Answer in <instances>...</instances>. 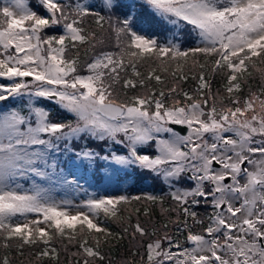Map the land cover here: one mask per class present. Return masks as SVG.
Returning <instances> with one entry per match:
<instances>
[{"label": "snow or ice", "instance_id": "snow-or-ice-1", "mask_svg": "<svg viewBox=\"0 0 264 264\" xmlns=\"http://www.w3.org/2000/svg\"><path fill=\"white\" fill-rule=\"evenodd\" d=\"M38 3L48 15L32 11L27 0H13L12 7L0 9V78L11 81L0 84V102L26 96L29 105L27 113L16 108L0 112V264H13L16 256L21 258L18 264H24L26 252L32 258L28 264H41L45 258L58 264L60 251L53 241L63 238L76 241L74 264H103V246L117 234L100 223L101 214L123 224L131 215H120L121 204L144 200L163 205L164 197L151 195L93 197L69 211L70 201L57 202L35 183V178L53 176L67 185L76 183L50 161L51 154L61 152V144L72 154V163L94 175L104 168L138 167L167 183L173 207H161V214L174 212L176 219L162 224L163 235L157 237L155 226L149 230L139 220L132 226L133 240L149 237L142 244L143 264H264V83L257 91L249 86L244 97L232 95L252 77L249 68L259 71L264 81V70L256 67L257 60L264 63V0H132L129 5L103 0L110 13L128 10L114 23L108 17L117 51L94 53L86 74L78 71L80 47L95 49L103 43L86 18L93 17L95 26L103 28L105 17L77 0ZM138 9L173 26V38L160 44L136 31ZM51 27L62 28V34L41 35ZM182 29L198 40L196 46L182 50ZM144 65L146 72L141 70ZM208 68L213 75H223L225 97L211 95ZM190 77L198 81L199 99L180 89ZM121 81L123 89L143 91L120 101L115 86ZM40 98L58 104L75 122H51L49 111L35 106ZM169 125H186L188 135ZM161 133L170 138L158 139ZM85 137L120 145L126 154L108 152L107 144L99 151L68 147ZM153 141L158 155L140 151ZM21 178L33 179L30 194L17 190ZM181 179L195 186L176 187ZM202 203L212 208L206 218H198L193 210ZM134 211L140 213L139 208ZM143 215L149 217L150 209ZM189 219L201 226L200 232L192 231ZM170 223L180 226L177 231L187 230L190 247L173 239L167 231ZM122 230L128 233L127 226Z\"/></svg>", "mask_w": 264, "mask_h": 264}, {"label": "trees", "instance_id": "trees-1", "mask_svg": "<svg viewBox=\"0 0 264 264\" xmlns=\"http://www.w3.org/2000/svg\"><path fill=\"white\" fill-rule=\"evenodd\" d=\"M61 3H72L73 0H60ZM78 2V0H77ZM120 3L125 4V5H129L132 3V0H119ZM90 6H92L94 12L103 15L105 17V23H104V27L103 28H98L95 26L94 24V18L91 17L89 19H86V24L91 27V28H96V32H97V37L98 39L101 40V38L103 39L104 34L106 33L107 30H109V37H107L108 40V44L107 47L105 48L104 51H117L116 47H115V43H116V34L114 31L109 29L108 26V17L111 16L113 23L115 22V20L117 19V17L119 18H123V16L121 17L119 14V11H115V12H108L104 9L103 4L101 3V1L96 0L95 2L93 1V3L89 4ZM0 9H1V4H0ZM41 12L40 14H47L46 9L43 7V5H41ZM39 11V9H37ZM127 8H123L121 9L122 13L124 11H127ZM138 21L143 25L142 28H145L146 30L149 31V33L152 36L156 37V40L158 43L160 44H164L167 42L168 39L173 38V32L176 31L173 26L171 25H167L165 23H162L159 21L158 18L154 17L149 10L146 9H138ZM0 19H2V17H0ZM56 33L50 32L51 30H49V28L44 29L42 31V36H58L59 33L62 32V29H59ZM180 34L184 37L183 41L181 42V44L183 46H188L189 44H191L193 41H195L196 39L194 38L193 35H190L187 31V29H182L180 30ZM123 39V38H122ZM67 43V42H66ZM98 47V46H97ZM95 48V49H89L87 48V46H81L79 51H80V56H79V64H78V71L80 72V74H86V70H85V65L91 60L92 55L94 53H98V49L99 48ZM107 49V50H106ZM69 54L65 53V56L67 57ZM213 58L209 57V65L211 64ZM201 63H203V59H201L200 61ZM257 69H262L264 70V63H261L260 60H257V64H256ZM141 70L143 72L147 71V65H144L141 67ZM197 72L199 71V69L196 70ZM249 71L253 72V75L251 78L248 79V82L245 84H242V90L240 92H234L232 95L234 96H240V97H244L247 95V93L249 92V86L251 88L252 91H257L259 86L264 83V81L261 80V73L249 68ZM205 77L206 79H208V77H211V95L215 96L217 93H219V95L221 97H225L226 93L224 92V77L223 75H213L211 73L210 68H208L205 71ZM3 80V79H2ZM5 81V80H4ZM122 82L121 84H118L115 86V94L116 96L118 95V100L120 101H126L128 100L132 95L137 94V92H142L143 90L138 89H123L122 88ZM152 87L154 88H159L158 85L155 84V81H150L148 82ZM198 87V81L192 79L191 77L187 80V81H183L180 83V89L182 91H187L190 95H193L194 99H199V96L196 95L195 93V89ZM165 90L167 91V86L165 85ZM205 93L207 94V90H204ZM127 92V95H124V93ZM179 99L181 100V102H185L184 101V97L181 95L179 97ZM43 104L47 105L48 107L52 108L51 114L52 116L55 117V119L57 120V122L59 121H68V122H73V115H71L70 113L66 112L64 113L57 104H53L50 101L48 102H44L41 101ZM225 104L230 103V101L228 99H224L223 101ZM168 103L170 104L171 101H168ZM3 104L7 107V108H16L18 109L20 106L23 108L24 113H27L29 110L27 108L28 102L26 100L21 101V100H13V99H9L8 101H4ZM39 104V103H38ZM53 104V105H52ZM211 104V101H210ZM209 104V106H210ZM217 105L219 107V101H217ZM74 144H72L73 146H76L77 148H81V147H90L93 146L94 149H96L97 151L100 150L101 147H103L105 144H107V151L111 152V151H116V153H124V148L120 147L118 145L113 144V146L111 145V142H102V141H96L93 140L91 138H86V139H81L80 141H74L72 142ZM141 152H146L149 153V149L146 148H142L140 149ZM63 164H66L65 162H63ZM67 165V164H66ZM60 166V163L57 165V167ZM102 174H101V170L99 172H96L95 175H92L93 179H96L98 182L101 180ZM130 179V185H129V190L127 194H124L123 196H127V197H135V196H141V197H145V196H157V197H164V202L163 205H161L159 203V201H157L155 204L151 203V202H145L144 200L141 201H131L129 204H121L118 206V208L120 209V215H123L125 217H127L129 214L131 215V220L130 221H125L123 224L118 223L112 219H105L103 214H101L100 217V223L102 224H106L109 229L114 233L117 234L115 236V238L113 237H108V244L103 246V251L106 254V261L103 262V264H108V261H110V264H115L121 257L123 256H127L128 259H130V263L131 264H143L141 257H143V253H141L142 248L144 249V247L141 245L142 248H135V246H137L135 244L134 247H131V242L130 240H132V242H134V240L132 239L130 233L133 231V225H135V223L137 222V220H139V222L141 223L142 226L148 228L149 230H152L153 226H155V228L157 229V233L156 236L160 237L163 235V231L161 230V226L163 223L167 222V220H175L176 219V215L175 213H170L167 216L162 215L161 214V207H165V208H170L173 207V202L171 201L170 197L164 192L167 190V192L169 191V189L165 186V188H160L159 187V182L155 179L152 178L151 175H146L142 172V170L138 167H134L132 170H130L127 174H125L124 176H121L122 180L125 179ZM188 186H192L190 184V182H188ZM140 191V192H138ZM203 206V207H202ZM205 205L202 203L200 206L195 207V209H193L194 211L197 212L198 214V218H202L207 216L208 214H210L207 211H202L205 209L204 207ZM149 208L150 209V216L149 217H145L143 215V211L145 208ZM136 208L140 209V213L137 214L134 210ZM148 222H150L149 225H146ZM189 225L192 227V231L193 232H200L201 231V226L200 225H194L193 222L191 221V219H189L188 221ZM205 224H206V220H205ZM127 226L128 227V233H124L123 232V227ZM180 227L177 224L174 223H170L169 224V228L167 229V231L169 232L170 235L173 236V239L178 241L180 243V245L182 247H190V244L186 242V235H187V230L186 229H182L180 231H177V228ZM123 237L122 239L120 237ZM156 237H151V239H155ZM77 239H79V237H77ZM148 239L144 240L143 244H146L148 242ZM63 240V246L65 244H67L68 242H71L72 247L69 248H75L74 250L77 251V244L76 241H70L67 238H63L61 239ZM61 240H57V241H53V243H55L60 251V257H59V262L58 264H60L62 261L68 262V260L71 259V254L67 251V253H65V248H61L62 246V242ZM74 242V244H73ZM91 243V241H90ZM131 243V244H130ZM166 243V242H165ZM175 250V249H173ZM26 258H31L27 255V252L25 253V258H24V264H28L26 262ZM21 258L19 256H16L14 258L13 264H18L19 260ZM32 259V258H31ZM78 259V257H74V260ZM41 264H49V261L47 258H45L44 261L41 262Z\"/></svg>", "mask_w": 264, "mask_h": 264}, {"label": "rangeland", "instance_id": "rangeland-1", "mask_svg": "<svg viewBox=\"0 0 264 264\" xmlns=\"http://www.w3.org/2000/svg\"><path fill=\"white\" fill-rule=\"evenodd\" d=\"M93 1L95 2L96 0H78V2H84L87 4H91V3H93ZM99 1H101V3L103 4V0H99ZM0 4H1V9L5 6L12 7L13 0H0ZM27 5L32 11H35L37 14L42 15V14H40V12L42 10L41 4L38 3V0H27ZM37 9H39V11ZM119 14H120V16L122 15L121 9L119 10ZM42 16H46V14H43ZM89 18H91V17H87L86 19H89ZM133 26H134V29L136 31H138L140 34L145 35L147 37H150L152 39H156V37L152 36L148 30H146L145 28H142L143 25L138 20L134 22ZM59 29H62V28L59 27ZM49 30H51L50 32L56 33L58 31V28L57 27H51V28H49ZM109 33H110L109 30H107L103 36V39L101 38L103 43L98 45V47H97V48H99L98 52H100L102 50L104 51L105 48H108L107 47V44H108L107 37H109ZM60 34H62V32L59 33L58 35H60ZM41 35H42V33H41ZM197 44H198V40H195L191 44H189L188 46H183L181 44V48H182V50H187V49H190L191 47L196 46ZM28 82L34 83L32 80H30ZM10 83H11V81H8L4 78H0V84H10ZM117 98H118V95H117ZM13 100H21V101L26 100L28 102V98L26 96L23 98H20V99H13ZM41 101L48 102V100L40 98V99L36 100L35 106L36 107H42V108H45L46 110H48L50 113L49 120L51 122H53V123H61V122L67 123L68 122V121L57 122L55 117L52 116V114H51L52 108L43 104ZM52 103L56 104L54 102H52ZM4 106L5 105L3 104V102H0V112H3V111L10 109V108H5ZM27 108L29 110V105H27ZM59 108L61 109L60 106H59ZM18 109L22 110V112H24L23 108L21 106ZM62 111L64 113H66V111H64V110H62ZM74 122H75V117L73 119V123ZM175 132H177V131H175ZM188 132H189V130H187V133L183 136L188 135ZM177 133L182 135L179 132H177ZM86 138H88V137H85L84 139H86ZM169 138H170V134H168V133L158 134V139H169ZM91 139H93V138H91ZM93 140H95V139H93ZM72 144H74V143H70L68 145V147L74 148L77 150L79 149L76 146H73ZM111 145L113 146L112 143H111ZM118 146H120V145H118ZM63 147H64V145L61 144V152L60 153H53L50 155V161L55 162L57 165L60 163V166L57 167L56 171L58 173H62V175L67 177L69 180H75L76 183L72 184V185H67V184H64L62 179L57 180L55 176H53L52 180H41L40 178H35V183L39 184L43 188L48 189L51 196L57 202L70 201L72 207L69 208V211H75L77 205H82L83 203H86L89 198H93V197L116 198V197L123 196L124 194L129 195L128 190L130 188L129 187L130 179L126 178L125 180H122L121 176H124L125 174H127L134 167L129 168L127 170H113L112 168L101 169L102 176L100 178L101 180L98 182L96 179L92 178V175H94L93 170H85L84 167L79 166L78 162L75 164L72 163L71 162L72 154L71 153H65L63 151ZM120 147H122V146H120ZM144 147L149 149L150 152L146 153V154H148L150 156H155V155L159 154L157 151V146H156L155 141L150 142L149 146H144ZM91 148L94 149L93 146H91ZM124 151L125 152L122 153L121 155L126 154L125 148H124ZM117 154H120V153H117ZM63 162H65L67 165L63 164ZM48 172L51 174L52 169H48ZM142 172L146 175L150 174L152 178H155L159 182L158 184H159L160 188L164 189L165 186L168 188L167 183H165V181L163 180L162 177H159V176L155 175L154 173L147 171V170H142ZM53 181H55V183ZM188 182H190V184L192 186H188ZM243 182L244 181L241 180V183H243ZM17 183H19L21 186L19 189H17L21 194H23L25 192H29V194L31 193V189L33 187V179L32 178H21L17 181ZM175 186L178 188H181V189H185V188H192L195 185H194V182H192V181H188L186 179H181L180 182L176 183ZM138 192H140V191H138ZM164 192L166 194L168 193L167 190L165 191V189H164ZM31 215L32 214H30V218H31ZM149 224H150V222H148L146 225H149ZM147 238L148 237L141 238V237H139V235H137L134 242H132V240H130V242L132 243V244L130 243L131 247H134L136 244L137 245V246H135L136 249L142 248L141 245L144 243V240ZM61 242H62V246H63V244H64L63 240H61ZM73 244H74V242H73ZM65 246H67V251L71 254V259L65 263H64V261H62L60 264H74L75 260H74V256H72V253L75 252L76 250H74L75 248H69V247H72L71 242H68L67 244H65L61 248L63 249V248H65ZM65 253H67V252H65ZM141 253L144 254L143 248L141 250ZM29 260H31V258H26L27 263ZM98 264H100V262H98ZM115 264H131V263H130V259H128L127 256L126 257L123 256Z\"/></svg>", "mask_w": 264, "mask_h": 264}, {"label": "water", "instance_id": "water-1", "mask_svg": "<svg viewBox=\"0 0 264 264\" xmlns=\"http://www.w3.org/2000/svg\"><path fill=\"white\" fill-rule=\"evenodd\" d=\"M26 79L27 81L31 80V78H26ZM169 127L173 128L175 131L181 133L182 135H185L188 130L186 125H169ZM214 167H218V166L214 165Z\"/></svg>", "mask_w": 264, "mask_h": 264}, {"label": "flooded vegetation", "instance_id": "flooded-vegetation-1", "mask_svg": "<svg viewBox=\"0 0 264 264\" xmlns=\"http://www.w3.org/2000/svg\"><path fill=\"white\" fill-rule=\"evenodd\" d=\"M203 207V206H202ZM205 207V209L204 210H202L203 212L204 211H207V212H209V213H211L212 212V208L210 207V206H204ZM195 209V208H194ZM204 218H206V216L204 217ZM206 220V219H205ZM206 223H207V220H206Z\"/></svg>", "mask_w": 264, "mask_h": 264}]
</instances>
